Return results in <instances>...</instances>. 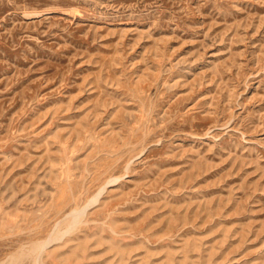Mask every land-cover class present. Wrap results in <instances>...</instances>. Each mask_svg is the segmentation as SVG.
I'll list each match as a JSON object with an SVG mask.
<instances>
[{
    "label": "rangeland",
    "instance_id": "1",
    "mask_svg": "<svg viewBox=\"0 0 264 264\" xmlns=\"http://www.w3.org/2000/svg\"><path fill=\"white\" fill-rule=\"evenodd\" d=\"M0 264H264V0H0Z\"/></svg>",
    "mask_w": 264,
    "mask_h": 264
}]
</instances>
